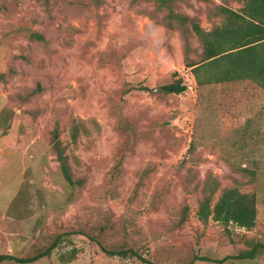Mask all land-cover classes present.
Segmentation results:
<instances>
[{
    "label": "rangeland",
    "instance_id": "1",
    "mask_svg": "<svg viewBox=\"0 0 264 264\" xmlns=\"http://www.w3.org/2000/svg\"><path fill=\"white\" fill-rule=\"evenodd\" d=\"M220 6L243 2L177 11L211 30ZM154 11L148 0H0V255L31 258L56 242L28 264H264V249L237 259L264 247V90L199 86L181 31ZM191 45L198 60L196 36ZM176 76L186 91L166 94ZM57 125L83 181L74 188L53 150ZM212 180L213 204L230 188L256 195L254 229L200 221ZM120 250L131 255L106 252Z\"/></svg>",
    "mask_w": 264,
    "mask_h": 264
},
{
    "label": "trees",
    "instance_id": "2",
    "mask_svg": "<svg viewBox=\"0 0 264 264\" xmlns=\"http://www.w3.org/2000/svg\"><path fill=\"white\" fill-rule=\"evenodd\" d=\"M142 0H132L134 4ZM155 5L153 18L164 25L169 31L179 30L186 45V66L192 69L197 84L206 86L235 81L250 80L264 90V0H239L243 2L240 10H233L226 6L217 8V13L223 17L220 25L211 30L204 29L200 21L194 17L177 11L179 3L188 0H148ZM210 3L211 0H197ZM163 18L159 20V14ZM196 36L201 43L203 52L198 55V60L191 56L194 53L191 38ZM176 80L163 86L166 94L180 95L186 91L183 80L178 76ZM77 129L73 131L74 142L78 141ZM53 150L60 163V170L68 186L77 187L82 180L74 178L73 169L69 161V155L61 139L60 128L57 125L52 133ZM220 184L216 180L206 183L204 199L200 203L198 217L204 225L211 219L229 227L231 224L252 230L256 227L258 210L255 194H245L236 188L226 189L222 192L218 201L213 204V198ZM189 214L187 207L183 211L182 224ZM56 242L44 252L31 258H19L13 255H0V264L4 262H16L28 264L48 258L56 248ZM264 249L257 244L256 248L244 251L237 259L253 260L257 253ZM110 256L128 258V251H106ZM135 255V254H132ZM75 258L69 257L64 263H70Z\"/></svg>",
    "mask_w": 264,
    "mask_h": 264
}]
</instances>
